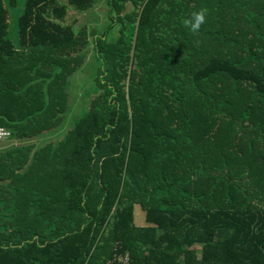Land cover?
Instances as JSON below:
<instances>
[{
    "label": "trees",
    "instance_id": "trees-1",
    "mask_svg": "<svg viewBox=\"0 0 264 264\" xmlns=\"http://www.w3.org/2000/svg\"><path fill=\"white\" fill-rule=\"evenodd\" d=\"M98 3L99 27L64 22ZM18 6L0 0V264H264V0Z\"/></svg>",
    "mask_w": 264,
    "mask_h": 264
},
{
    "label": "rangeland",
    "instance_id": "rangeland-1",
    "mask_svg": "<svg viewBox=\"0 0 264 264\" xmlns=\"http://www.w3.org/2000/svg\"><path fill=\"white\" fill-rule=\"evenodd\" d=\"M19 1V8H21V4L23 3V0H18ZM102 1H100L101 3ZM101 4H95L93 5V7H91L88 11L89 12H77L74 9H67V13L64 19V22L66 23H70L72 25V27L74 28V30H79L80 28L85 26V29L87 31H89L91 27H99L103 22H104V7L100 6ZM131 9V6L129 5V3H127L124 7V9L120 12V15H123L125 13H128ZM15 12H19V11H15ZM94 12V13H92ZM180 25V24H179ZM117 28V27H116ZM118 30V28L116 29ZM165 31V29L163 30ZM199 31H203V30H199ZM116 33V31H115ZM87 41L91 46V36L88 35L87 36ZM199 40H195V43H199ZM90 52H87V55L82 59V64H81V68H79L75 74V77L72 78L73 82L70 81V87L68 89V93H67V97H68V102L70 104H73L74 107L78 106V108H80L83 104H81V102L79 103L78 99L75 98L76 100H73L72 95L69 92H73V95H77L80 96L82 94V86H80L79 84H77V81L80 79H84L86 81L85 86H88L90 84V78L88 77V71H89V63H90ZM23 95V94H22ZM21 95V96H22ZM95 96L94 92H89L88 98L87 99H91ZM87 103V102H86ZM80 105V106H79ZM88 105H86L87 107ZM83 107V106H82ZM1 128V127H0ZM2 129V128H1ZM6 134L0 135V147H2L5 142L8 143L10 142V139H7V137H9V132L6 131ZM49 140L53 143L55 142V138L49 137ZM57 140V139H56ZM41 143V142H39ZM13 144H15V141H13ZM196 257L198 258L199 255L196 254Z\"/></svg>",
    "mask_w": 264,
    "mask_h": 264
},
{
    "label": "clouds",
    "instance_id": "clouds-1",
    "mask_svg": "<svg viewBox=\"0 0 264 264\" xmlns=\"http://www.w3.org/2000/svg\"><path fill=\"white\" fill-rule=\"evenodd\" d=\"M206 10L202 9L190 14L188 19L183 21L185 27H187L193 34L200 30L201 25L205 22Z\"/></svg>",
    "mask_w": 264,
    "mask_h": 264
},
{
    "label": "built area",
    "instance_id": "built-area-1",
    "mask_svg": "<svg viewBox=\"0 0 264 264\" xmlns=\"http://www.w3.org/2000/svg\"><path fill=\"white\" fill-rule=\"evenodd\" d=\"M7 132L0 128V135L6 134ZM107 264H130V258L128 253L114 254L111 259L107 261Z\"/></svg>",
    "mask_w": 264,
    "mask_h": 264
},
{
    "label": "crops",
    "instance_id": "crops-1",
    "mask_svg": "<svg viewBox=\"0 0 264 264\" xmlns=\"http://www.w3.org/2000/svg\"><path fill=\"white\" fill-rule=\"evenodd\" d=\"M142 211L140 210L139 207H136V206H133V210H132V217L131 219L133 220V224L134 225H141L142 223V218H143V215H142Z\"/></svg>",
    "mask_w": 264,
    "mask_h": 264
}]
</instances>
